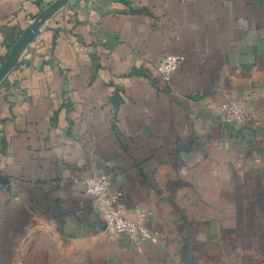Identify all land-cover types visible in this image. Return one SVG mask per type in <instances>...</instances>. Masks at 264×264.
I'll list each match as a JSON object with an SVG mask.
<instances>
[{
  "label": "crops",
  "instance_id": "1",
  "mask_svg": "<svg viewBox=\"0 0 264 264\" xmlns=\"http://www.w3.org/2000/svg\"><path fill=\"white\" fill-rule=\"evenodd\" d=\"M55 1L0 0V65ZM61 1L0 80V264H264V0ZM95 174L151 238L104 228Z\"/></svg>",
  "mask_w": 264,
  "mask_h": 264
},
{
  "label": "built area",
  "instance_id": "2",
  "mask_svg": "<svg viewBox=\"0 0 264 264\" xmlns=\"http://www.w3.org/2000/svg\"><path fill=\"white\" fill-rule=\"evenodd\" d=\"M184 60L182 54H165L156 65L161 78L169 83ZM218 118L222 123L234 126L254 124L255 110L239 98H227L217 104ZM84 191L96 202L95 210L105 229L115 236H126L131 242L151 238V230L145 225L141 213L129 217L120 205L121 191H111L112 184L108 176L95 174L82 179Z\"/></svg>",
  "mask_w": 264,
  "mask_h": 264
},
{
  "label": "water",
  "instance_id": "3",
  "mask_svg": "<svg viewBox=\"0 0 264 264\" xmlns=\"http://www.w3.org/2000/svg\"><path fill=\"white\" fill-rule=\"evenodd\" d=\"M61 2V0L55 1L48 12L44 13L37 21L28 24L27 28L20 34L18 39L11 46L7 58L0 65V80L14 67L23 50L38 34L39 22L47 19L54 13Z\"/></svg>",
  "mask_w": 264,
  "mask_h": 264
}]
</instances>
